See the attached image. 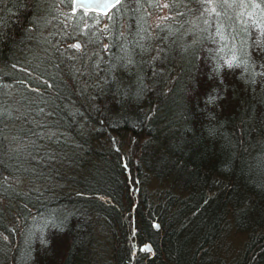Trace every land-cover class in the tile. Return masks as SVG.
Here are the masks:
<instances>
[{
	"label": "trees",
	"instance_id": "1",
	"mask_svg": "<svg viewBox=\"0 0 264 264\" xmlns=\"http://www.w3.org/2000/svg\"><path fill=\"white\" fill-rule=\"evenodd\" d=\"M0 264H264V0H0Z\"/></svg>",
	"mask_w": 264,
	"mask_h": 264
},
{
	"label": "water",
	"instance_id": "2",
	"mask_svg": "<svg viewBox=\"0 0 264 264\" xmlns=\"http://www.w3.org/2000/svg\"><path fill=\"white\" fill-rule=\"evenodd\" d=\"M120 1L121 0H119V2H116V0H73V9L74 11L83 9L87 12L108 14L120 4ZM77 45H79V43H77Z\"/></svg>",
	"mask_w": 264,
	"mask_h": 264
},
{
	"label": "snow or ice",
	"instance_id": "3",
	"mask_svg": "<svg viewBox=\"0 0 264 264\" xmlns=\"http://www.w3.org/2000/svg\"><path fill=\"white\" fill-rule=\"evenodd\" d=\"M116 2H119V0H116ZM76 47H79V45H76Z\"/></svg>",
	"mask_w": 264,
	"mask_h": 264
},
{
	"label": "rangeland",
	"instance_id": "4",
	"mask_svg": "<svg viewBox=\"0 0 264 264\" xmlns=\"http://www.w3.org/2000/svg\"><path fill=\"white\" fill-rule=\"evenodd\" d=\"M76 45H77V43H76Z\"/></svg>",
	"mask_w": 264,
	"mask_h": 264
}]
</instances>
